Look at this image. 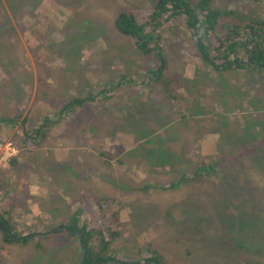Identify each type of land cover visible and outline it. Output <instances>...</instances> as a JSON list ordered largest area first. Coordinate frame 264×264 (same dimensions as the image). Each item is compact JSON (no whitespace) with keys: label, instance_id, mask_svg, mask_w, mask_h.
I'll return each mask as SVG.
<instances>
[{"label":"rangeland","instance_id":"1","mask_svg":"<svg viewBox=\"0 0 264 264\" xmlns=\"http://www.w3.org/2000/svg\"><path fill=\"white\" fill-rule=\"evenodd\" d=\"M154 5L0 0V119L20 116L0 126V198L33 236L5 244L0 233V264H80V240L57 232L76 202L93 227L118 232L104 264H264V73L214 71L181 16L160 31L167 69L155 77L161 62L115 27ZM208 6L221 25L264 16V0ZM113 86L61 129L66 101Z\"/></svg>","mask_w":264,"mask_h":264},{"label":"trees","instance_id":"2","mask_svg":"<svg viewBox=\"0 0 264 264\" xmlns=\"http://www.w3.org/2000/svg\"><path fill=\"white\" fill-rule=\"evenodd\" d=\"M154 1L153 8L127 10L120 13L116 18L115 27L120 34L131 39L140 53L154 55L161 62L158 72L154 74L155 77H159L167 69L161 51L160 31L181 16L185 17V29L194 43L201 61L210 65L214 71L250 70L258 74L264 73V16L242 24L221 25L218 18L220 15L222 16V12L210 10L209 0H200L195 7L191 6L189 0ZM225 14L226 12L223 13V15ZM114 89V86L108 87L97 93L95 97L88 95L66 101L59 110L57 121L67 119L75 113L77 108L96 101L97 98L102 97L100 101L108 100ZM19 119V115L0 119V126L17 124ZM21 127H26L25 120L21 123ZM44 128L46 127H40L33 134L39 139L45 138ZM22 133L26 138L24 142L31 143L27 138L33 135L32 132L27 133L26 130H23ZM35 144L38 142L36 141ZM11 202L8 203L5 194L0 198L2 240L5 244L25 243L33 236L25 237L23 233L16 232L9 219ZM106 202V200L99 202L97 209H101ZM80 204L81 202L74 204L75 211L71 213L69 225L60 226L57 232L66 231L70 236H76L78 241L80 240L86 251L84 264H104L114 261L115 258L108 255V251L118 238V232L111 227V222L98 229L93 227L90 220L93 219V215H89L88 218L84 217L87 212ZM17 238L22 239L17 240ZM149 260L151 261L148 262L155 261L156 264H164L157 254H152Z\"/></svg>","mask_w":264,"mask_h":264},{"label":"crops","instance_id":"3","mask_svg":"<svg viewBox=\"0 0 264 264\" xmlns=\"http://www.w3.org/2000/svg\"><path fill=\"white\" fill-rule=\"evenodd\" d=\"M132 44H133V42H132ZM134 45V44H133ZM89 104V103H88ZM88 104H86V105H88ZM85 106V105H84ZM83 106L82 107H79V108H77L76 110H75V113H73V115L71 116L72 118L75 116V115H77V114H80V113H78V111H80V109H81V113L83 114ZM94 108V110H98L97 108H95V107H93ZM119 111V110H118ZM71 117H69V118H71ZM82 117V116H81ZM64 121V120H63ZM66 124V121H64V123L62 124V126H61V129H63L64 131H66L67 130V126L65 127L64 125ZM86 133H89L90 131H89V128H87V131H85ZM77 136H82V135H77ZM61 157H63V156H61ZM3 210L5 211V209H4V207H3Z\"/></svg>","mask_w":264,"mask_h":264},{"label":"water","instance_id":"4","mask_svg":"<svg viewBox=\"0 0 264 264\" xmlns=\"http://www.w3.org/2000/svg\"><path fill=\"white\" fill-rule=\"evenodd\" d=\"M59 229V228H58ZM22 238H17V240H21ZM81 244V250H82V258H81V263L80 264H84V262H85V259H86V251L84 250V248H83V246H82V243H80ZM149 263H151V262H146L145 264H149ZM152 263L153 264H156V262H153L152 261Z\"/></svg>","mask_w":264,"mask_h":264}]
</instances>
